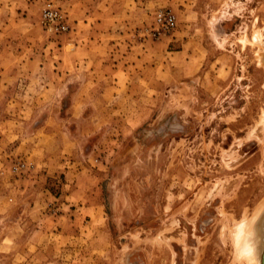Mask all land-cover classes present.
<instances>
[{
  "label": "rangeland",
  "instance_id": "1",
  "mask_svg": "<svg viewBox=\"0 0 264 264\" xmlns=\"http://www.w3.org/2000/svg\"><path fill=\"white\" fill-rule=\"evenodd\" d=\"M56 1L70 30L51 36L43 0H0V264H240L230 235L260 248L264 228V0H112L92 26L97 0ZM159 10L176 29L145 35ZM108 61L130 68L119 91L43 120L71 106L55 67Z\"/></svg>",
  "mask_w": 264,
  "mask_h": 264
},
{
  "label": "crops",
  "instance_id": "2",
  "mask_svg": "<svg viewBox=\"0 0 264 264\" xmlns=\"http://www.w3.org/2000/svg\"><path fill=\"white\" fill-rule=\"evenodd\" d=\"M109 1L111 2L112 0H97V2L92 5V7L87 8L84 5V13L83 16L81 17L82 22L84 23L85 26H92L95 25L97 23V25L99 24V21H102V23L104 24V22H106L107 24H112V20H114V18L116 16H118L117 11L115 10V8L112 5L109 4ZM138 3H136V7L135 9H139L138 8ZM76 9L73 6V8L71 9L72 12H74ZM140 10V9H139ZM87 11V12H86ZM90 38L89 41L90 42H94V41H105L106 38L109 41L108 38H110V35L104 34V35H93L91 33L87 34ZM92 37H94V40H92ZM114 52V50H112ZM108 52V50H107ZM115 54V53H114ZM111 55V54H110ZM146 55V54H145ZM115 56V55H113ZM111 57H108V59H110ZM88 64V62H85ZM99 64V63H98ZM88 65L87 67H82L79 68L74 65L73 69H71L70 67H55V69L52 71L53 74L55 75V77L58 79L60 78V82L64 81L65 82V89H67L68 93L71 95V97L69 98L70 102H71V106H68L67 112L65 114V112H61L59 114L53 115V116H48L47 114L44 115L43 120L45 121H68V120H73V118H77L78 116L81 117L83 116V111H78L75 110L76 107L79 106H88L89 104H91V100H95V99H100L102 98L103 94H99L101 89H112L115 91H119L120 87H122V82H123V77L128 75L127 78H132L131 77V73H130V68H122L119 65L114 64L113 62L110 63V61H108L106 66H100V65ZM42 69V68H41ZM147 69V67H146ZM127 72L125 73L124 71ZM78 72H80V74L82 73L83 75V79H82V83L78 85V87L76 88V86H72L70 85V83H72V81L70 79H72V77H74L75 74H78ZM147 74V73H146ZM145 80L146 76H145ZM5 83H0V89L1 88H7L8 86L5 87L4 86ZM53 85V83H52ZM56 86H58L56 84ZM106 86V88H105ZM28 88V87H27ZM42 86H39L38 89L42 90ZM37 89V90H38ZM78 89L79 92L75 93L77 96L74 98L75 94H73V92ZM42 92H39L37 96H35L33 98V107L36 108V103L41 104L42 103ZM119 96L114 97V99L118 98ZM68 99V98H67ZM69 100H67V105L69 103ZM73 101V102H72ZM20 104L22 106H24L25 109L29 108L30 106H28V103H24L20 101ZM70 105V104H69ZM20 106V105H19ZM38 107V106H37ZM21 111V110H20ZM24 119L28 118L27 117V111L24 112ZM19 117H21V113H19L18 115ZM40 130L41 128H37V130ZM38 130V131H39ZM46 130V129H45ZM42 133L44 136L49 137L51 139H57L58 133H55L53 131V129H49L46 131L40 130L38 133ZM60 137V136H59ZM48 167H49V172H56L55 171V167H53L52 165H49L47 163Z\"/></svg>",
  "mask_w": 264,
  "mask_h": 264
},
{
  "label": "built area",
  "instance_id": "3",
  "mask_svg": "<svg viewBox=\"0 0 264 264\" xmlns=\"http://www.w3.org/2000/svg\"><path fill=\"white\" fill-rule=\"evenodd\" d=\"M40 24L44 31L51 36H58L69 32V22L56 0H43ZM177 27L176 15L171 10L156 12L153 24L145 29V35L161 38L171 34ZM35 169L34 163L19 160L13 165V171L19 175H26Z\"/></svg>",
  "mask_w": 264,
  "mask_h": 264
},
{
  "label": "bare ground",
  "instance_id": "4",
  "mask_svg": "<svg viewBox=\"0 0 264 264\" xmlns=\"http://www.w3.org/2000/svg\"><path fill=\"white\" fill-rule=\"evenodd\" d=\"M256 38H257V36H256ZM257 214H259V213H257ZM250 223H248V224H250ZM244 225L247 226V224H244ZM244 225L240 226V224H239V226H237V228L234 231L232 229L235 226L231 229L233 232L230 236H231L232 240L234 241V245L236 248L237 261L240 264H262V262L264 260V228L262 231L263 232L262 245L260 248H256V245H255L256 241H255V244H253V242H252V239H253V236H251L252 231L247 230L249 225L247 226V228L243 227ZM251 228H253V227H251ZM231 230H229V234L231 233L230 232Z\"/></svg>",
  "mask_w": 264,
  "mask_h": 264
},
{
  "label": "water",
  "instance_id": "5",
  "mask_svg": "<svg viewBox=\"0 0 264 264\" xmlns=\"http://www.w3.org/2000/svg\"><path fill=\"white\" fill-rule=\"evenodd\" d=\"M262 264H264V260H263Z\"/></svg>",
  "mask_w": 264,
  "mask_h": 264
}]
</instances>
